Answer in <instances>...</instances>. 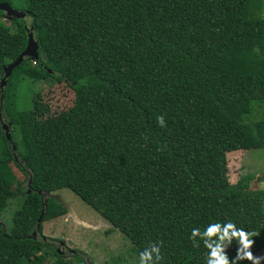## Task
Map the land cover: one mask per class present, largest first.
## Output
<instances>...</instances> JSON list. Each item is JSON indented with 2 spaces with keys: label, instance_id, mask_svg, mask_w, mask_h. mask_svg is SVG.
I'll list each match as a JSON object with an SVG mask.
<instances>
[{
  "label": "trees",
  "instance_id": "1",
  "mask_svg": "<svg viewBox=\"0 0 264 264\" xmlns=\"http://www.w3.org/2000/svg\"><path fill=\"white\" fill-rule=\"evenodd\" d=\"M23 12L0 10V82L28 32L38 44L0 87V264L68 263L43 234L68 212L62 189L122 234L135 264L161 241L158 264H207L190 236L211 223L257 233L253 256L264 248V190L231 183L226 159L264 149V0H27ZM26 81L65 82L74 103L39 119L42 87L18 108ZM10 162L26 186L12 195Z\"/></svg>",
  "mask_w": 264,
  "mask_h": 264
},
{
  "label": "rangeland",
  "instance_id": "2",
  "mask_svg": "<svg viewBox=\"0 0 264 264\" xmlns=\"http://www.w3.org/2000/svg\"><path fill=\"white\" fill-rule=\"evenodd\" d=\"M15 10L23 11L27 0H11ZM13 19L4 15L3 20ZM28 19L26 18L25 21ZM29 22V21H28ZM34 61V60H32ZM43 89H42V88ZM40 90L33 96L35 92ZM32 93V94H31ZM18 108L29 107L32 96L37 118L45 119L66 110L74 103V92L65 82H23L17 92ZM228 179L247 188L264 190V149H236L226 152ZM4 174L9 181L8 195L25 189V176L10 162L4 165ZM68 212L44 222L43 234L52 240L54 249L70 264L75 260V251L82 256L83 263L77 264H135L130 243L122 234L111 229L100 215L85 205L68 189L54 193ZM14 208V207H13ZM10 208V211L13 209ZM7 207L5 210H8ZM8 226L9 223H6ZM255 257H264V248ZM251 264V261H250ZM264 264V259L260 261Z\"/></svg>",
  "mask_w": 264,
  "mask_h": 264
},
{
  "label": "clouds",
  "instance_id": "3",
  "mask_svg": "<svg viewBox=\"0 0 264 264\" xmlns=\"http://www.w3.org/2000/svg\"><path fill=\"white\" fill-rule=\"evenodd\" d=\"M160 127L166 126L163 115L156 118ZM258 235L255 232H246L238 229L236 225L229 221L226 223H211L203 231L194 228L191 232L190 239L194 242V246H198L195 241L197 237L203 241L204 246L208 249L207 264H236L238 260L247 259L251 264H260L264 257H255L249 250L253 244L250 237ZM233 239L238 241L239 247L234 260L229 261L225 249ZM162 241L159 243H150L139 253V264H158L162 259L161 247Z\"/></svg>",
  "mask_w": 264,
  "mask_h": 264
},
{
  "label": "water",
  "instance_id": "4",
  "mask_svg": "<svg viewBox=\"0 0 264 264\" xmlns=\"http://www.w3.org/2000/svg\"><path fill=\"white\" fill-rule=\"evenodd\" d=\"M0 10L4 11L6 16L12 18H21L25 16V13L23 11L15 10L8 2H0ZM37 50L38 44L34 39L33 33L30 31L27 35V45L25 49L21 52L17 59H15L13 62L9 63L3 68L4 77L0 82V87H3L6 84L5 79L10 75L11 71L24 60V58L37 59ZM3 129L6 131L7 138L10 139V134L8 133V126L4 124ZM41 218L42 215L38 219V222H40Z\"/></svg>",
  "mask_w": 264,
  "mask_h": 264
},
{
  "label": "crops",
  "instance_id": "5",
  "mask_svg": "<svg viewBox=\"0 0 264 264\" xmlns=\"http://www.w3.org/2000/svg\"><path fill=\"white\" fill-rule=\"evenodd\" d=\"M263 204H264V202H263ZM263 249V248H262Z\"/></svg>",
  "mask_w": 264,
  "mask_h": 264
},
{
  "label": "flooded vegetation",
  "instance_id": "6",
  "mask_svg": "<svg viewBox=\"0 0 264 264\" xmlns=\"http://www.w3.org/2000/svg\"><path fill=\"white\" fill-rule=\"evenodd\" d=\"M52 244H54V243L52 242Z\"/></svg>",
  "mask_w": 264,
  "mask_h": 264
}]
</instances>
